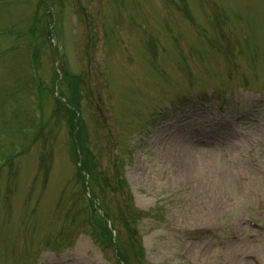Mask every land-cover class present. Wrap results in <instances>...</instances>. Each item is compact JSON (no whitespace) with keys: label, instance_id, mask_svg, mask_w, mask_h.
I'll use <instances>...</instances> for the list:
<instances>
[{"label":"rangeland","instance_id":"374dc122","mask_svg":"<svg viewBox=\"0 0 264 264\" xmlns=\"http://www.w3.org/2000/svg\"><path fill=\"white\" fill-rule=\"evenodd\" d=\"M42 1L0 0V264L123 260L69 112L133 264H264V0Z\"/></svg>","mask_w":264,"mask_h":264},{"label":"trees","instance_id":"16d2710c","mask_svg":"<svg viewBox=\"0 0 264 264\" xmlns=\"http://www.w3.org/2000/svg\"><path fill=\"white\" fill-rule=\"evenodd\" d=\"M73 118H72V134L76 130V126L73 124ZM77 127H78V123H77ZM84 129L85 128H81L80 130L78 129L79 131L77 132L76 135L74 134L75 136L73 137V139H76L78 141L79 148L81 150V154H82V158H83L82 171L86 172L91 177V179L93 181L95 179L96 172H97V164L95 163V161H94L93 158H91L90 156L87 155L86 149L84 148V138H83V134H82V132L84 131ZM72 147H73V150L75 152L76 147H75V143L74 142L72 143ZM78 176H79L80 180H82V182H85L84 177L80 173L78 174ZM92 196H93L94 199H98L94 191L92 193ZM89 206H90V208H92L95 211L94 203L93 202H90L89 203ZM94 213H96V211ZM97 223H98V225L100 227H102V235L104 236V238L107 239V243L111 247H113L114 244H113L112 234L104 226L105 225L104 223H102L100 221H97ZM130 239H133V236L132 235H130ZM121 252L123 254L122 255L123 260L125 262H127V263H130L131 260H130V257L128 256L129 253L125 249L121 250Z\"/></svg>","mask_w":264,"mask_h":264},{"label":"bare ground","instance_id":"6f19581e","mask_svg":"<svg viewBox=\"0 0 264 264\" xmlns=\"http://www.w3.org/2000/svg\"><path fill=\"white\" fill-rule=\"evenodd\" d=\"M181 149H183V143L171 144L166 149V155L177 167L179 175L183 176L184 178H189L191 177V169L189 168L188 163L191 165L192 158L183 161V158L181 157ZM189 151L194 153L195 149L191 148ZM182 170H184V172H182Z\"/></svg>","mask_w":264,"mask_h":264}]
</instances>
